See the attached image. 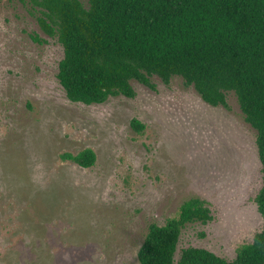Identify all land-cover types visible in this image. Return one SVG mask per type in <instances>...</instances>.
I'll use <instances>...</instances> for the list:
<instances>
[{
  "label": "rangeland",
  "instance_id": "374dc122",
  "mask_svg": "<svg viewBox=\"0 0 264 264\" xmlns=\"http://www.w3.org/2000/svg\"><path fill=\"white\" fill-rule=\"evenodd\" d=\"M40 14L0 0V264H139L150 224L193 196L212 219L183 228L175 264L188 246L233 260L263 227L257 131L235 94L213 106L183 78L153 76V88L132 80L133 97L71 101ZM85 148L92 166L62 156Z\"/></svg>",
  "mask_w": 264,
  "mask_h": 264
},
{
  "label": "trees",
  "instance_id": "16d2710c",
  "mask_svg": "<svg viewBox=\"0 0 264 264\" xmlns=\"http://www.w3.org/2000/svg\"><path fill=\"white\" fill-rule=\"evenodd\" d=\"M19 1L37 7L41 29L62 44L57 77L71 101L133 97L132 80L153 88V76L166 83L179 76L213 106H227L228 94H235L257 131L262 186L256 203L262 230L238 248L233 260L188 246L178 264H264V0ZM131 125L144 128L138 119ZM62 156L83 167L96 161L91 148ZM211 219L205 200L186 199L177 215L150 224L139 264H175L183 228Z\"/></svg>",
  "mask_w": 264,
  "mask_h": 264
}]
</instances>
